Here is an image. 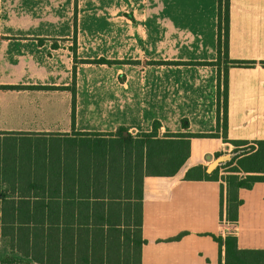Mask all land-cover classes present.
<instances>
[{
	"label": "crops",
	"instance_id": "crops-1",
	"mask_svg": "<svg viewBox=\"0 0 264 264\" xmlns=\"http://www.w3.org/2000/svg\"><path fill=\"white\" fill-rule=\"evenodd\" d=\"M228 7L225 59L218 0H0V181L22 153L13 146L21 134L48 143L120 129L134 137L154 123L160 138L218 134L190 139L176 175L144 177L140 262L225 264L216 239L228 235L239 250L264 251V182L239 190L229 223L230 173L185 178L235 150L217 132L225 75L228 142H264V0Z\"/></svg>",
	"mask_w": 264,
	"mask_h": 264
},
{
	"label": "trees",
	"instance_id": "trees-1",
	"mask_svg": "<svg viewBox=\"0 0 264 264\" xmlns=\"http://www.w3.org/2000/svg\"><path fill=\"white\" fill-rule=\"evenodd\" d=\"M228 10V0H218V54L225 59ZM223 85L217 132L235 147L234 158L224 164L230 174L222 177L226 221L235 223L239 190L264 182V142H257L256 149L228 142L226 75ZM159 129L154 123L150 133L134 137L125 129L106 135L74 134L85 138L58 143H48L45 134H21L25 138L13 146L22 153L1 173L0 239L9 256L0 264H141L144 177L176 175L189 157L190 139L218 137L160 138ZM221 170L219 166L208 174L198 166L185 178L217 181ZM216 241L224 248L225 264H264V251L239 250L232 235Z\"/></svg>",
	"mask_w": 264,
	"mask_h": 264
},
{
	"label": "water",
	"instance_id": "water-1",
	"mask_svg": "<svg viewBox=\"0 0 264 264\" xmlns=\"http://www.w3.org/2000/svg\"><path fill=\"white\" fill-rule=\"evenodd\" d=\"M127 134L125 133L124 136H126ZM210 158H208L209 160ZM232 157L230 154H227L225 156H219L217 159L213 160L212 162H210V164L208 165V167L206 168V173L210 174L212 173L216 168H218L219 166H221L222 164L231 161Z\"/></svg>",
	"mask_w": 264,
	"mask_h": 264
},
{
	"label": "rangeland",
	"instance_id": "rangeland-1",
	"mask_svg": "<svg viewBox=\"0 0 264 264\" xmlns=\"http://www.w3.org/2000/svg\"><path fill=\"white\" fill-rule=\"evenodd\" d=\"M227 154H232V156H233V153H232V152H231V153L223 154V155H221V156H225V155H227ZM215 159H217V158H214L213 160H215ZM213 160H212V161H213ZM212 161H211V162H212ZM224 164H225V163H224ZM224 164L221 165L222 171H228V168L224 167ZM6 255H8L7 246L5 245L4 241H1V240H0V260H1L3 257H5Z\"/></svg>",
	"mask_w": 264,
	"mask_h": 264
}]
</instances>
